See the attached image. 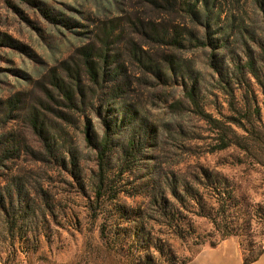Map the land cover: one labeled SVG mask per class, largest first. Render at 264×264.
Here are the masks:
<instances>
[{
    "label": "rangeland",
    "instance_id": "374dc122",
    "mask_svg": "<svg viewBox=\"0 0 264 264\" xmlns=\"http://www.w3.org/2000/svg\"><path fill=\"white\" fill-rule=\"evenodd\" d=\"M263 47L264 0H0V264H135L139 256L159 255L149 237L179 260L217 244L209 219L173 200L192 224L189 237L158 224L163 218L143 183L170 171L201 178L204 167L226 178L240 217L249 204L264 205V161L255 147L264 128L259 85L249 78L251 93L235 91L239 109L260 108L249 151L214 149V132L187 96L195 83L206 111L218 118L219 111L229 113L215 64L234 67L250 54L263 72ZM69 85L75 105L64 97ZM105 128L111 177L127 141L136 146L112 183L118 195L105 194L95 205L93 143ZM44 137L54 153L45 152ZM64 148L70 153L61 155ZM244 227L231 235L241 259L261 249L264 264L262 229ZM157 258L155 264H165Z\"/></svg>",
    "mask_w": 264,
    "mask_h": 264
},
{
    "label": "trees",
    "instance_id": "16d2710c",
    "mask_svg": "<svg viewBox=\"0 0 264 264\" xmlns=\"http://www.w3.org/2000/svg\"><path fill=\"white\" fill-rule=\"evenodd\" d=\"M262 54L264 55V47L262 48ZM242 63H236L233 67H225L217 62L215 64V71L217 72V78L215 80L216 88L224 95L227 103V110L229 113L224 114L219 111L220 117L213 116L212 113L206 111L200 104L199 98L195 92V83H192L187 90V96L190 100V104L193 107V112L203 119L215 134L214 149H224L231 145H235L245 151H249V147L252 146L250 141L253 140L252 136L257 131L254 130V121L260 120V108L254 106L252 110L249 107L245 110H241L236 106V93L235 91L240 87H243L245 93H251L249 78L255 80L259 85L261 93L263 95L264 106V71L258 70L256 67L255 59L250 54ZM234 69V72H233ZM248 76V77H247ZM65 99L69 102V105H75L73 97L75 95L74 89L71 85L66 88H62ZM246 94L243 97L246 101ZM12 99H7V103H11ZM31 125L35 131L43 136V128L41 120L37 119L35 115L31 116ZM248 123V125L243 121ZM237 129L242 131L239 132ZM246 133V134H244ZM43 142L46 153H54V144L48 142V139L44 137ZM258 142L255 147L258 149L261 160L264 161V128L257 131L255 138ZM86 140L91 143L92 139L87 134ZM252 143V142H251ZM94 147L96 148L97 155V168L93 172L92 177V190H93V203L98 205L100 199L107 194L110 199L115 198L120 189H115L112 186L117 180H120L121 175L126 171L125 163L134 154V148L136 146L133 140H128L126 148L122 151V157L119 160L118 171L111 177L106 166V157L112 149L111 137L108 130H104L102 137L94 141ZM64 153H70L69 150L63 149L61 155ZM55 155V154H53ZM62 164L65 163L62 157ZM264 163V162H263ZM199 175H195L194 178L187 179L180 172L170 171V174L158 173L157 175L150 176L143 183L144 188L149 187L145 191V195L151 204H154L158 212L160 220L156 218L155 221L158 224H164L169 229V232L181 239L188 238L192 232L191 222L184 221V217L181 216V212L175 204L170 201L178 202L179 205L189 212L195 215L203 216L209 219L214 228L219 232L220 238L224 239L231 235H242L241 225L244 228L252 230V225L255 223L262 229L261 235L264 236V205L262 203L249 204L248 208H245L244 217H240L235 208L234 197L232 195V188L227 183L225 177L219 175L216 172L209 171L207 168H198ZM116 179V180H115ZM204 179V181H202ZM196 183L197 186H193ZM201 188H208L213 191L212 195L205 196V193L201 191ZM143 223H141V229H145ZM139 232L137 229L136 234ZM141 232V231H140ZM144 236H150L148 230ZM100 235L105 236L104 224L101 225ZM158 241V237H149ZM148 238V245L157 249L159 255L154 256L151 253L146 256H139L138 259L142 261L135 264H155L153 261L155 257H158L156 261L163 262L165 264H186L191 260L190 257H184L179 260L174 252L171 250L168 253H163L161 246L152 242ZM253 242H249L252 245ZM213 244L211 246H214ZM198 252V251H197ZM262 250L254 251L251 249L250 254L245 256L242 254V263L249 264L256 261L261 255ZM157 263V262H156Z\"/></svg>",
    "mask_w": 264,
    "mask_h": 264
},
{
    "label": "crops",
    "instance_id": "0c3cea01",
    "mask_svg": "<svg viewBox=\"0 0 264 264\" xmlns=\"http://www.w3.org/2000/svg\"><path fill=\"white\" fill-rule=\"evenodd\" d=\"M186 264H243L233 236L221 239L216 245L202 248ZM249 264H263L258 258Z\"/></svg>",
    "mask_w": 264,
    "mask_h": 264
}]
</instances>
